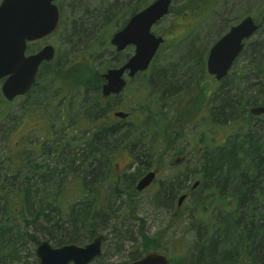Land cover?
<instances>
[{
    "label": "trees",
    "instance_id": "1",
    "mask_svg": "<svg viewBox=\"0 0 264 264\" xmlns=\"http://www.w3.org/2000/svg\"><path fill=\"white\" fill-rule=\"evenodd\" d=\"M149 2L128 1L123 5L124 15L127 16L121 22L117 16L119 9L107 11L102 22H120L121 28L132 14ZM207 2H210V7L216 0H187L181 8L198 5L197 9H201ZM65 7L72 13L71 42L75 44L77 40L88 38L93 27L88 25V21L96 23L99 14L74 3ZM59 9L63 16V6ZM252 17L257 23V30L244 42L240 55L218 86L212 79L215 85L204 102L206 115L201 111V119L207 117L211 123L230 127L231 131L226 133L222 143L204 145L199 147L200 151L196 150L199 168L197 166L194 170H197L199 184L190 189L189 194L194 195L198 226L184 264H258L264 260V117L249 113L250 107L264 106V4ZM91 41L97 47L106 43L101 38ZM31 44H27V49H31ZM193 52L200 56L186 65L198 64L199 71H202L204 66L198 59L203 52ZM126 58L128 54L113 52L103 68L113 62L120 65ZM88 63L83 57L77 62L55 61L53 58L42 63L30 90L23 95L25 100L21 104L22 114L18 122L17 116L9 113V109L4 113L10 120L2 131L9 139L30 114L39 112L44 117L43 109L48 102L55 109L44 131L50 135L49 146L40 145L39 152L34 155L32 150L28 151V155L19 158L15 164L6 162L9 157H4L5 166L0 167V264H13L17 259L16 246L26 242L35 247L42 240L54 246L79 244L91 241L104 228L114 235L118 243L129 239L127 234L123 235L118 227L110 223V219H105L109 213L116 211L111 206L110 197L127 193V188L131 193L135 190L137 180L150 167L152 155L148 150L139 153L141 151L134 146L137 142L147 144L151 141L155 130L150 127L140 131L135 128L128 130L108 118L107 113L112 106L109 98L104 99L101 95V73ZM189 69L188 72H192ZM47 71L51 74H46ZM159 72L156 68L153 74L159 77L151 79V82L155 81L154 92L169 97L180 94V91L183 94L193 91L188 103H194L200 97L204 99L206 85H202L200 79L188 77L187 82L191 81V85H178L173 80V70ZM75 94L81 98L73 113L69 109L73 105L70 98ZM11 102L0 96V104ZM148 109L146 106L138 110L140 121L146 119L144 113ZM183 111V107L171 111L172 118L167 122L172 125L164 130L177 135ZM55 112L62 116L54 115ZM55 120L60 123L55 125ZM64 120L66 124H63ZM128 142L131 146L127 149L132 156L129 165L132 167L138 163V166L132 172L116 174L112 159L119 150L127 147ZM104 184H110V189ZM182 190L184 188L181 189L174 181L163 184L161 195L156 196L155 201L169 203ZM41 224H44L43 228ZM29 229L34 233H28ZM39 232L44 236L42 240L38 237ZM138 236L142 253L156 251L158 244L141 229ZM116 246L114 249L118 250L120 246ZM138 257L134 256L131 260ZM182 262L183 259L179 263Z\"/></svg>",
    "mask_w": 264,
    "mask_h": 264
},
{
    "label": "rangeland",
    "instance_id": "2",
    "mask_svg": "<svg viewBox=\"0 0 264 264\" xmlns=\"http://www.w3.org/2000/svg\"><path fill=\"white\" fill-rule=\"evenodd\" d=\"M128 1L131 0H56L57 6H63L64 8V15L62 16L61 14L57 29L47 38L32 43L31 49H27L26 53L40 49L44 44H51L55 49V61L72 60L77 62L82 60L83 57L89 61L87 65L95 67L100 73H103L107 68L118 66L113 62L110 66L103 68L108 63L107 61L113 55V52H116L109 43V38L119 28L121 20L127 16V14L124 15L123 5L128 3ZM186 1L172 0L171 12L151 27L150 31L155 35H161L164 38V42L159 46L147 72L144 75L138 74L128 79V84L122 92L109 98L112 108L108 112V117L118 122L120 126H126L128 130L135 128L140 131L144 127H150L153 128V131L155 130L152 139H150L151 141H148L147 144L137 142L134 148L137 147L138 151H141L139 153H145L147 150L151 153L149 169H155L158 175L151 185L141 192L134 190L131 195H126L127 193H125L118 197H110L111 206L116 211L109 213L105 219H110V223L118 227L123 235L127 234L129 239L118 243L109 230L105 228L101 230V234L105 236L102 254L93 264H127L133 261L131 259L134 256H142L144 253L141 252V241L138 236L139 229L149 239L151 237L153 242L158 244L156 251L168 257L171 263L184 264L189 257V247L194 241L198 226L194 195L189 194L180 206H176L177 197L180 193L174 197L172 196L171 201L165 204L156 202L155 198L161 195L163 184L166 185L173 181L179 183L181 189L184 188L182 192L190 193L192 183L195 180H199L197 170H194L198 166L196 150L204 145L213 146L222 143L226 133L228 134L231 131L230 127L211 123L207 117L204 119L200 118L201 111H204L203 114L206 112L204 102L208 98L209 91H211L213 85H219V81L215 80L214 84V78L205 72L206 56L209 47L229 29V25L236 24L247 15L253 16L255 11L264 4V0H216V3L210 7V2H207L202 5L201 9H197L198 5H191L194 8H181ZM70 3L81 5L88 11H94L100 16L96 18L97 21L94 24L88 21L89 26L93 25L91 35L85 40H77L78 43L75 44L69 38L72 13L69 8L65 7ZM117 9H119L117 16L120 22L116 24L112 21L103 24V15L107 11H117ZM95 24L96 26H94ZM99 38L105 39L106 43L99 44V47H97L91 40H98ZM68 39L70 42H68ZM191 50H201L203 52V56L198 59L199 62L203 63L204 69L202 71H199L200 66L198 64L186 65L188 61H195L197 59L196 56H200V54ZM132 52L133 46H128L117 53L128 54L129 56ZM190 54L194 56L192 57ZM82 66L85 67L86 65L82 64ZM156 68H159V73H169V71L173 70L175 77L173 80L178 85H185L186 83L185 86L191 85V81L187 82L188 77L200 79L201 84L206 85V91L204 94L202 93L204 99L200 97L194 103L191 101L188 103V97L193 91L184 94L180 91V94H174L169 97L154 92L155 81L151 82V79L159 77L156 73L153 74ZM187 69L192 72L189 73ZM46 74L50 75L51 73L47 71ZM203 74H205V77ZM0 96H2L1 92ZM24 98V96H19L13 102L10 101L11 103L9 104H0V167L5 166L4 157H9L6 162L15 164L19 158H25L28 155V151L32 150L34 155L35 152H39L38 147L40 145L49 146L50 144V135L46 134V132L44 133V131L46 130L45 127L50 124L51 114L55 110L51 102H48L44 107L45 109H43L44 117L39 112L30 114L24 118L21 125H17L18 128L16 127V131L14 130L15 132L12 133L9 139L4 135L2 129L10 120L9 116L4 114L5 111L9 109V113L15 114L18 122L22 114L20 109L21 104L25 100ZM80 98L77 94L70 98L73 101V105L69 109L73 113H75V109L79 105ZM187 105L189 108H185ZM146 106L150 109H148L149 111L145 110L144 116L146 119L143 118L140 121L138 117L141 116V113L138 110L140 108L145 109ZM182 107L185 111H183L179 121V133L176 135L173 132L164 130L165 127L170 128L172 125V123L167 122L168 119L172 118L171 111ZM114 110L125 111L129 113V116L125 120L115 119L112 114ZM54 115L62 116L59 112H55ZM136 115L137 117L135 118ZM59 123V121L55 120V125ZM126 123L127 125H125ZM63 124H66L65 120ZM201 139L202 142H200ZM131 143H127L128 149H130ZM186 150L191 151L188 157L185 158L186 160L184 159L185 161L180 165L178 162L174 163L173 160L176 156L181 155ZM144 159L148 160L149 158ZM131 160L132 156L130 153L126 155V153L120 151L113 158L112 167H114V162H116L120 170L118 172H132L136 169L138 163L133 164L132 167L128 165L129 168H126V163L128 164ZM184 175H186V178H184ZM104 185L105 188L109 187L110 189L111 187L110 184ZM43 226L44 224H41V228ZM37 227L39 228V224ZM108 227L110 228L111 225ZM28 233H34V231L29 229ZM38 237L41 240L44 238L40 232ZM88 242L83 241L77 245H84ZM116 245L120 246L118 250L114 249L115 247L117 248ZM34 248L35 246L29 242L17 245V259L13 264H34V262L38 264ZM182 259L183 262L179 263Z\"/></svg>",
    "mask_w": 264,
    "mask_h": 264
},
{
    "label": "water",
    "instance_id": "3",
    "mask_svg": "<svg viewBox=\"0 0 264 264\" xmlns=\"http://www.w3.org/2000/svg\"><path fill=\"white\" fill-rule=\"evenodd\" d=\"M171 0H153L132 14L125 24L114 31L109 43L117 52L133 46V52L120 65L107 68L102 74L100 91L103 96L118 94L126 84L127 78L145 71L154 58L159 46L163 44L161 35L153 34L150 29L169 13ZM60 10L55 0H1L0 1V92L7 101L25 95L35 81L43 62L54 58L55 49L44 44L34 53L26 54L28 43L46 38L59 24ZM257 23L247 15L229 27L208 49L205 60L206 72L215 80L223 79L240 55L244 42L257 30ZM255 116L263 115L264 106L249 108ZM114 116L125 118L128 113L114 111ZM155 178V170L145 172L136 182L135 189L141 191ZM199 181L191 187L195 188ZM186 194L177 198L180 206ZM104 240L102 234L95 236L84 245L63 244L52 246L47 240L40 241L35 247L38 264H89L101 254ZM127 264H169L166 256L149 251L139 259ZM258 264H264V260Z\"/></svg>",
    "mask_w": 264,
    "mask_h": 264
},
{
    "label": "flooded vegetation",
    "instance_id": "4",
    "mask_svg": "<svg viewBox=\"0 0 264 264\" xmlns=\"http://www.w3.org/2000/svg\"><path fill=\"white\" fill-rule=\"evenodd\" d=\"M0 1H1V0H0ZM55 1H56V0H55ZM59 10H60V9H59ZM60 17H61V16H60ZM58 25H59V24H58ZM57 27H58V26H57ZM57 27H56V29H57ZM56 29H55V30H56ZM55 30H54V31H55ZM54 31H53V32H54ZM50 35H51V34H50ZM47 37H48V36H47ZM47 37H46V38H47ZM43 39H45V38H43ZM43 39H41V40H43ZM41 40H38V41H41ZM38 41H34V42H38ZM34 42H31V43H34ZM28 44H29V43H28ZM26 50H27V47H26ZM37 50H39V49H37ZM37 50H34L33 52H30V53H34V52H36ZM26 54H29V53H26ZM126 59H127V58H126ZM43 63H47V62H43ZM121 64H122V63H121ZM39 68H40V67H39ZM101 74H102V73H101ZM208 75H209V74H208ZM135 76H136V75H135ZM135 76H134V77H135ZM210 76L212 77V75H210ZM101 77H102V76H101ZM132 78H133V77H132ZM102 79H103V78H102ZM125 79H126V84H125L124 88H125V87L127 86V84H128V79H131V78H127L126 75H125ZM102 83H103V81H102ZM102 83H101V85H102ZM100 88H101V87H100ZM124 88H123V89H124ZM123 89H122V90H123ZM122 90H121V92H122ZM205 91H206V90H205ZM121 92H120V93H121ZM120 93H118V94H120ZM204 93H205V92H204ZM118 94H113V95H109V96H103L102 94H101V95H102V97H104V99H106V98H110V97H112V96H116V95H118ZM205 95H207V94H205ZM208 95H210V91H209ZM111 106H112V105H111ZM114 111H115V110H114ZM114 111L112 112V114L114 113ZM124 112H125V111H124ZM126 113H127V112H126ZM200 115H201V114H200ZM205 115H206V114H205ZM107 116H108V113H107ZM113 116H114V114H113ZM128 116H129V113H128ZM128 116H126L125 118H119V117L114 116V118H115V119H120V120H125V119H127ZM201 117H202V115L200 116V118H201ZM108 118H109V117H108ZM120 151H123L124 153H126V155L129 153L127 147H125V149H123V150H122V149L119 150V151L114 155V158L116 157V155H117ZM198 151H200V148H198ZM190 152H191V151H187V150H186V151H185L184 153H182L181 155H177L176 158L173 160V162H174V163H177V162H178L179 165L182 164V163L186 160L185 158L188 157V155L190 154ZM184 159H185V160H184ZM112 162H113V159H112ZM130 163H131V161H129L128 164L126 163L125 167H126V168H129L128 165H129ZM129 166H130V165H129ZM114 167H115V169H116V171H117L116 174L120 173V172H118V171H120V170L118 169V164H117L116 162H114ZM149 170H155V169H148L147 171H149ZM147 171H146V172H147ZM157 175H158V172L155 171V178L157 177ZM155 178H154V179H155ZM153 181H154V180H153ZM195 181H198V180H195ZM195 181H194V182H195ZM194 182H193V183H194ZM151 183H152V182H151ZM193 183H192V184H193ZM150 185H151V184H150ZM150 185H149V186H150ZM149 186H148V187H149ZM134 188H135V185H134ZM146 188H147V187H146ZM146 188H145V189H146ZM190 188H191V189H194V188H192L191 186H190ZM145 189H143V190H145ZM143 190H141V191H143ZM135 191H137V192H141V191H138V190H136V189H135ZM131 194H132L131 191L127 188V194H126V195H131ZM181 194H186V197H187L188 194H189V192L186 193L185 191H183V192L180 193V195H181ZM99 235H100V234H99ZM103 236H104V235H103ZM104 241H105V236H104V240H103V242H102V245H103ZM89 242H90V241H89ZM147 252H149V251H147ZM147 252H146V253H147ZM156 252H157V251H156ZM146 253H144L143 255H145ZM159 253H160V252H159ZM101 254H102V246H101ZM101 254H100L99 256L95 257V258H94L89 264H93V263H95L96 260H98V258L101 256ZM143 255H142V256H143ZM142 256H140V257H142ZM140 257H138L137 259H139ZM166 258H167V260H168V263H169V264H172V263H171V260H170L168 257H166ZM135 260H136V259H135ZM70 264H72V263H70ZM96 264H98V263H96ZM101 264H102V263H101ZM104 264H107V263H104Z\"/></svg>",
    "mask_w": 264,
    "mask_h": 264
}]
</instances>
